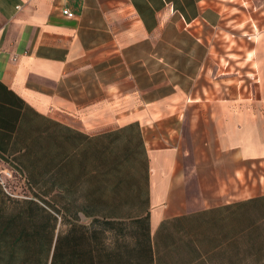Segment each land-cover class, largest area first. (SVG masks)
Wrapping results in <instances>:
<instances>
[{"label":"crops","instance_id":"crops-1","mask_svg":"<svg viewBox=\"0 0 264 264\" xmlns=\"http://www.w3.org/2000/svg\"><path fill=\"white\" fill-rule=\"evenodd\" d=\"M0 179V264H264V0H0Z\"/></svg>","mask_w":264,"mask_h":264},{"label":"built area","instance_id":"built-area-1","mask_svg":"<svg viewBox=\"0 0 264 264\" xmlns=\"http://www.w3.org/2000/svg\"><path fill=\"white\" fill-rule=\"evenodd\" d=\"M61 12H62V14H64L67 17H71L73 15L72 12H70L66 8L62 9ZM3 175L6 179H11L15 175H18V172H17L16 168L14 167V165L11 164L10 162H8V167H7V169H5L3 171ZM0 182L3 183L1 179H0Z\"/></svg>","mask_w":264,"mask_h":264}]
</instances>
